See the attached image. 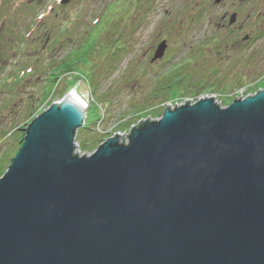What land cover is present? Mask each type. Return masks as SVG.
<instances>
[{
  "label": "water",
  "instance_id": "obj_1",
  "mask_svg": "<svg viewBox=\"0 0 264 264\" xmlns=\"http://www.w3.org/2000/svg\"><path fill=\"white\" fill-rule=\"evenodd\" d=\"M75 92L31 121L0 179V264H264V91L167 106L88 157Z\"/></svg>",
  "mask_w": 264,
  "mask_h": 264
},
{
  "label": "rangeland",
  "instance_id": "obj_2",
  "mask_svg": "<svg viewBox=\"0 0 264 264\" xmlns=\"http://www.w3.org/2000/svg\"><path fill=\"white\" fill-rule=\"evenodd\" d=\"M57 5L55 0H0V53L8 56L7 63L48 64L25 90L35 104L19 102L16 119L11 114L0 124V179L7 170L3 157L18 147L17 130L27 123L28 109H37L29 120L60 103L66 81L77 79L72 90L88 105L84 130L75 135L79 156L87 157L140 122L160 120L167 106L212 99L224 109L264 91V20L257 17L264 0L218 5L215 0H69L55 8L59 18L51 21L47 11ZM225 14L236 15L231 26L242 28L246 43L230 44L228 22L225 28L219 25ZM42 24L50 26V37L42 42L46 33H41L35 43L36 27ZM161 41L167 45L163 57L151 63V48ZM61 63L71 72L58 75L55 91L41 105L45 74Z\"/></svg>",
  "mask_w": 264,
  "mask_h": 264
},
{
  "label": "trees",
  "instance_id": "obj_3",
  "mask_svg": "<svg viewBox=\"0 0 264 264\" xmlns=\"http://www.w3.org/2000/svg\"><path fill=\"white\" fill-rule=\"evenodd\" d=\"M55 8H57V10L62 9L61 5H59V4ZM56 11L53 10V12H50L48 10L47 15L49 16L51 14H57ZM94 22L97 25V22H99V21L96 19ZM45 25H46V23H45ZM49 28H50V26H49ZM49 28L43 26V24H42V26L36 27V32L34 34V42L36 41L35 43H37L38 40L42 39L40 36L41 33H46V35H44L45 38L42 39V42H45V40L47 41V39L50 37V34H51V28L50 29ZM68 34L69 33L67 32L66 35H68ZM54 41L55 40L52 39L51 44H54ZM61 41H62V39L58 42L60 43ZM58 42H56V43H58ZM25 44H23L24 47H25ZM62 44H63V42H62ZM44 45H46V44L44 43ZM8 60H9V58L5 53L4 54L0 53V76H1V78H0V124L4 120V117H8L11 114H14V118L16 119L19 111L21 110V108H20L21 105L18 104L19 102L23 101L22 103L25 102V105L28 104V106L35 104V103L30 104L31 101H33L35 98L33 99L32 95H30L28 93L26 94L25 90H27L31 81H33V78L36 77L39 72H43L48 67V64H46L42 67L38 66L37 62H33L34 66H26V64L17 66L18 63L16 60L13 61L11 64L7 63ZM34 60H36V59H34ZM59 65H60L59 66L60 68L58 67L57 69L51 70L52 72H50L49 74H47V73L45 74L46 81H45V86L43 88L44 90L41 93V102H40L41 105L44 104L45 101L47 100V97L55 91V83L59 80V78H57L58 75L67 74V73L70 74V72H71L70 66L69 67H63L62 63ZM56 70H61L59 72L61 74H59V73L54 74L55 73L54 71H56ZM59 77H61V76H59ZM76 80L77 79H75L73 82L72 81H68V82L66 81L65 85L67 86L66 87L67 92L62 94V98L65 96V94H67L69 91H71L74 88V84L77 82ZM36 110L37 109H33V108L28 109V111L26 112L27 114H26L25 120H24V122L27 121V123L23 126L22 129L17 130L18 132L19 131L21 132L20 139L18 140V147H16L10 153L11 154L10 156L5 155L3 157L6 164H7V167L10 165L12 158L15 156V154L17 153V151L19 150V148L21 146L22 139L24 137L25 128L35 118L34 117L33 119L28 120V117L35 114ZM37 115H39V114H37ZM145 122H147V121H145ZM143 123H140L139 125H141ZM14 126H16V124ZM13 130H15V129H13ZM82 130H84V127ZM2 133H3L4 137L6 136V134H8L7 130L2 132ZM11 136H12V134H11ZM100 143H101V141L98 144H100ZM5 162H4V164H5ZM7 167L5 168V170L7 169Z\"/></svg>",
  "mask_w": 264,
  "mask_h": 264
},
{
  "label": "flooded vegetation",
  "instance_id": "obj_4",
  "mask_svg": "<svg viewBox=\"0 0 264 264\" xmlns=\"http://www.w3.org/2000/svg\"><path fill=\"white\" fill-rule=\"evenodd\" d=\"M71 4H69L68 6H70ZM263 9V13H260V11L257 13V17L258 18H261L262 20H264V5H263V7H262ZM53 12V11H52ZM59 13L57 12V14H51L50 15V20L51 21H57L58 20V18H59V15H58ZM77 19H80V17H76ZM230 20L229 18H227V15L225 14V15H223L221 18H220V26L221 27H223V28H225V26H227V22H228V20ZM61 21V20H60ZM228 29L229 28H231L232 29V31H230L229 32V34H230V38H229V40L231 41V43L230 44H233V45H236L237 43H246L247 42V40L245 41V40H243V38H244V36L245 35H242V28L241 27H232L231 25L229 26L228 25V27H227ZM234 30H238L236 33H234ZM247 36V35H246ZM244 41V42H243ZM242 45V44H241ZM157 46V45H156ZM156 46H152V48H151V50H155V48H156ZM154 52V51H153Z\"/></svg>",
  "mask_w": 264,
  "mask_h": 264
},
{
  "label": "built area",
  "instance_id": "obj_5",
  "mask_svg": "<svg viewBox=\"0 0 264 264\" xmlns=\"http://www.w3.org/2000/svg\"><path fill=\"white\" fill-rule=\"evenodd\" d=\"M129 133H130V132H129ZM129 133H128V134H125V135H121V134H120V135H119L120 141L123 142V143H127V137H128V135H129ZM123 139H124V140H123ZM76 146H77L78 149H79L78 143L75 142V147H76ZM75 153L78 154V151L76 150ZM78 155H79V154H78Z\"/></svg>",
  "mask_w": 264,
  "mask_h": 264
},
{
  "label": "bare ground",
  "instance_id": "obj_6",
  "mask_svg": "<svg viewBox=\"0 0 264 264\" xmlns=\"http://www.w3.org/2000/svg\"><path fill=\"white\" fill-rule=\"evenodd\" d=\"M75 94H76L75 96H77V93H75ZM76 150L78 151V147H77V146L75 147V151H76Z\"/></svg>",
  "mask_w": 264,
  "mask_h": 264
}]
</instances>
